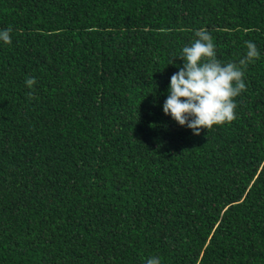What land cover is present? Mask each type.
I'll return each instance as SVG.
<instances>
[{
    "label": "trees",
    "instance_id": "trees-1",
    "mask_svg": "<svg viewBox=\"0 0 264 264\" xmlns=\"http://www.w3.org/2000/svg\"><path fill=\"white\" fill-rule=\"evenodd\" d=\"M9 27L0 264H264V0H0ZM201 29L259 59L195 136L163 104Z\"/></svg>",
    "mask_w": 264,
    "mask_h": 264
},
{
    "label": "clouds",
    "instance_id": "clouds-1",
    "mask_svg": "<svg viewBox=\"0 0 264 264\" xmlns=\"http://www.w3.org/2000/svg\"><path fill=\"white\" fill-rule=\"evenodd\" d=\"M11 32V27L0 30V41L5 45L12 43ZM195 35L197 39L182 49L179 57L183 60L182 68L170 78L163 113L199 136L201 130H211L214 125H224L236 119L235 98L246 91L245 69L259 59V51L253 42L246 41V55L238 64L222 63L217 59L212 36L204 29ZM35 83L34 77L25 80L29 89ZM146 264H160V259L150 257Z\"/></svg>",
    "mask_w": 264,
    "mask_h": 264
}]
</instances>
